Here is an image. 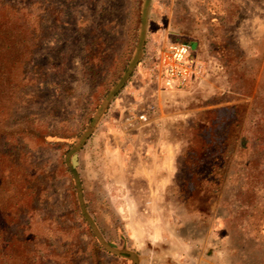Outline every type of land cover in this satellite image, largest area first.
<instances>
[{"label":"rangeland","instance_id":"1","mask_svg":"<svg viewBox=\"0 0 264 264\" xmlns=\"http://www.w3.org/2000/svg\"><path fill=\"white\" fill-rule=\"evenodd\" d=\"M0 23L30 46L0 63V264H264V0H0ZM173 42L206 74L132 108Z\"/></svg>","mask_w":264,"mask_h":264},{"label":"crops","instance_id":"2","mask_svg":"<svg viewBox=\"0 0 264 264\" xmlns=\"http://www.w3.org/2000/svg\"><path fill=\"white\" fill-rule=\"evenodd\" d=\"M137 91V104L131 106L132 108L136 107L135 105L141 104L140 108L144 110V107L149 103H155L158 112H160L159 117H161L164 105H166L168 101H170L172 105V98H168L171 97L170 94L172 96L174 95L172 90H167L157 85L151 86L145 84L139 87ZM142 137L146 146H143V156L141 160L144 164L141 168L140 175L145 179L146 185L149 187L148 199L154 200L157 198L152 195H158L159 188L161 189L162 186L168 185L174 177L177 147L176 142L167 130L157 136H155L153 132L147 131ZM140 151H142V148ZM136 173L137 172H134L135 176L138 174Z\"/></svg>","mask_w":264,"mask_h":264},{"label":"built area","instance_id":"3","mask_svg":"<svg viewBox=\"0 0 264 264\" xmlns=\"http://www.w3.org/2000/svg\"><path fill=\"white\" fill-rule=\"evenodd\" d=\"M205 64L192 43L173 42L159 51L151 78L167 90L185 89L201 81L206 74ZM149 113L143 112L139 119L147 121Z\"/></svg>","mask_w":264,"mask_h":264},{"label":"trees","instance_id":"4","mask_svg":"<svg viewBox=\"0 0 264 264\" xmlns=\"http://www.w3.org/2000/svg\"><path fill=\"white\" fill-rule=\"evenodd\" d=\"M8 32L7 28H4L3 24L0 23V63H4V55H8L10 57H7V61L11 66L18 65L21 67L28 59L24 57L29 53L30 46L19 39L17 41L16 38L13 39L11 36H7ZM9 58H11L10 61Z\"/></svg>","mask_w":264,"mask_h":264},{"label":"water","instance_id":"5","mask_svg":"<svg viewBox=\"0 0 264 264\" xmlns=\"http://www.w3.org/2000/svg\"><path fill=\"white\" fill-rule=\"evenodd\" d=\"M76 157H77V156L75 155V156H74V160H76Z\"/></svg>","mask_w":264,"mask_h":264}]
</instances>
